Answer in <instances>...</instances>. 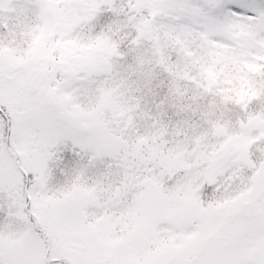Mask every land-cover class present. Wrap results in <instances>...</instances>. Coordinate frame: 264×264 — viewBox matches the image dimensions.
Listing matches in <instances>:
<instances>
[{
    "label": "snow or ice",
    "instance_id": "obj_1",
    "mask_svg": "<svg viewBox=\"0 0 264 264\" xmlns=\"http://www.w3.org/2000/svg\"><path fill=\"white\" fill-rule=\"evenodd\" d=\"M0 264H264V0H0Z\"/></svg>",
    "mask_w": 264,
    "mask_h": 264
}]
</instances>
